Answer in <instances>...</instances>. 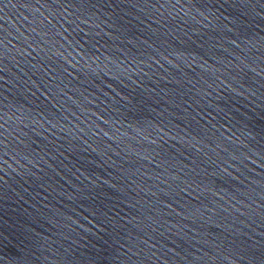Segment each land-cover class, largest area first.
<instances>
[{"label": "water", "instance_id": "obj_1", "mask_svg": "<svg viewBox=\"0 0 264 264\" xmlns=\"http://www.w3.org/2000/svg\"><path fill=\"white\" fill-rule=\"evenodd\" d=\"M0 264H264V0H0Z\"/></svg>", "mask_w": 264, "mask_h": 264}]
</instances>
